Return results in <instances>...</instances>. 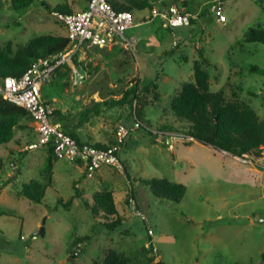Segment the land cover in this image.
<instances>
[{
  "label": "rangeland",
  "instance_id": "1",
  "mask_svg": "<svg viewBox=\"0 0 264 264\" xmlns=\"http://www.w3.org/2000/svg\"><path fill=\"white\" fill-rule=\"evenodd\" d=\"M41 1L14 9L8 0H0L1 45L9 42L15 50L36 35H66L63 23L50 10H75L85 0H46L52 7ZM113 1L126 3L140 21L125 31L137 35L134 53L123 46H83L76 60L87 70L84 83L89 85V95L94 94L92 101L122 99L116 104L107 100V108L90 106L91 112L102 111L107 125L113 126V141L119 125L129 127L118 152L122 168L102 165L97 174L88 176L79 162L69 161L81 169L71 173L61 167L68 160L55 157L58 161L52 171L60 173L56 174L58 182L44 188L41 202L17 194L10 180L7 191L0 194V264H93L108 249L129 255L130 264H153L160 259L165 264H264L260 260L264 249V144L260 156L241 158L177 132L171 147L153 131L131 126L135 113L151 129L164 130L160 126L164 123L188 127L175 118L170 102L182 82L193 79L192 64L200 59L199 50L209 60L210 89L248 103L264 120V43L245 38L249 27L264 28V0H222L224 21L216 18V0H162L190 4L186 9L197 13L189 25L173 31L151 17V8L161 0ZM68 64L55 70L41 88L42 97L53 105L60 92L64 91L61 96L67 101V92L78 86L71 83ZM70 115L69 109L65 116L69 121ZM19 123L13 134L16 147L0 151L3 172L8 177L19 174L22 181L46 182L48 147L28 149V143L37 138L35 123L29 113ZM152 177L181 182L185 191L178 201L158 197L146 182ZM75 186L80 194H75ZM104 188L114 191L123 216L113 229L82 203L91 202L93 193ZM130 190L140 214L127 199ZM41 225L43 235L36 233ZM148 226L158 254L148 245Z\"/></svg>",
  "mask_w": 264,
  "mask_h": 264
},
{
  "label": "trees",
  "instance_id": "2",
  "mask_svg": "<svg viewBox=\"0 0 264 264\" xmlns=\"http://www.w3.org/2000/svg\"><path fill=\"white\" fill-rule=\"evenodd\" d=\"M8 1L12 8L18 9L30 5L34 0ZM109 1L117 9L131 11V7L127 4H115L112 0ZM43 2L48 5L45 1ZM161 3L164 4V1ZM143 5L140 4L138 7ZM245 38L249 41L264 43V28L249 27L245 33ZM67 43L66 35L42 34L27 39L22 46L15 50L9 42L5 45L0 44V76H18L26 69L33 57L61 50ZM199 56L200 59L193 60V79L182 82L180 90L170 102V110L175 118L185 121L188 127L179 129L169 123L160 126L165 130L177 132L194 138L200 143L224 150L233 156L242 158H247L249 155L260 156L261 146L264 144V120L248 103L236 98H229L220 89L211 90L209 87V60L204 56L202 50H199ZM73 61L76 62V57L73 58ZM150 84L155 86L156 83L151 81ZM129 93L135 95V91H127V94ZM27 113L28 111L23 107L10 103L0 96V143L12 138L14 127L20 124V117ZM54 113H59V110H55ZM67 132L73 136L72 132ZM55 157L53 147L49 145L45 156L47 181L39 183L30 179L23 182L19 190L21 194L31 200L42 201L45 193L44 188L50 184L51 168ZM146 182L153 194L174 201H178L185 191L183 183L164 177H152ZM80 190L75 186V194H80ZM131 194L132 191L128 193V196ZM58 200L63 201L61 197ZM82 203L94 217L103 216V220H101L109 229L115 228L122 222L123 216L117 211L112 191L107 188L95 191L91 202L86 199ZM144 248L146 249L143 247V250ZM151 258L148 257L149 260ZM260 260L264 263V249L260 254ZM130 262L131 257L129 255L108 249L104 257L101 260L95 258L93 264H130ZM153 264L165 263L160 259Z\"/></svg>",
  "mask_w": 264,
  "mask_h": 264
},
{
  "label": "built area",
  "instance_id": "3",
  "mask_svg": "<svg viewBox=\"0 0 264 264\" xmlns=\"http://www.w3.org/2000/svg\"><path fill=\"white\" fill-rule=\"evenodd\" d=\"M216 6L217 20L224 21L222 0H216ZM50 13L63 23L68 38L67 45L61 50L33 57L26 69L18 76H0V96L26 109L35 122L37 138L28 143V149L51 145L57 158L79 162L88 176H93L96 169L102 165L120 169L122 162L118 152L129 132V127L124 124L119 125L116 139L105 146L81 142L68 133L55 118V106L42 97L41 88L52 78L55 70L65 63L70 64L72 85H80L87 72L79 68L72 58L83 46L119 45L134 53L137 35L134 33L126 35L125 31L137 26L140 21H136L132 11L117 9L109 0H87L82 8L70 11L51 9ZM150 14L152 19L159 18L161 24L168 29L189 25L192 16L190 12L177 4H162L161 2L151 8ZM131 126L149 129L157 136L164 137L169 146H173L175 132L151 129L138 119L135 113ZM127 199L135 213L140 214L141 211L136 206L134 197L129 195ZM148 234L150 236L148 245L157 253L152 239V229L149 226Z\"/></svg>",
  "mask_w": 264,
  "mask_h": 264
},
{
  "label": "crops",
  "instance_id": "4",
  "mask_svg": "<svg viewBox=\"0 0 264 264\" xmlns=\"http://www.w3.org/2000/svg\"><path fill=\"white\" fill-rule=\"evenodd\" d=\"M43 1H46V0L41 1V3L43 5H45ZM86 2H87V0H85L79 8L84 7L86 5ZM113 2L115 4H121V3H117L115 1H113ZM158 2H160V0H158ZM179 6L182 9H185L186 11L189 12V10H187L186 8H190V4L186 5V4L181 2L179 4ZM49 7H52V6H49ZM65 8L68 11L73 10V9L68 8V7H65ZM79 8H77V9H79ZM53 9H56V8H53ZM58 10H60V9H58ZM67 10H62V11H67ZM131 11H132V9H131ZM195 13L196 12H194V14H192V16L197 14V13L196 14ZM192 16H191V19H192ZM155 19H157V17H155ZM153 27H155V23H153ZM164 29L168 30V28L167 29L164 28ZM165 30H163L161 32V34H164ZM171 30L173 31V29H171ZM137 40H138V38H137ZM113 47H122V46H119V45H115V46H111V47L107 46V48H113ZM82 52H85V50H83ZM75 57H76V53L74 54L73 58H75ZM75 63L77 64V66L79 68L87 71L81 62H78L76 60ZM68 65L70 66V64H68ZM85 79H86V77H85ZM85 79L76 88H71L70 92L69 91L67 92L68 94H70L69 96L67 95L68 96L67 101H65L64 98L61 96L62 94H64V91L60 92L59 96H57V98H56L57 101L54 104L55 110H59V113L55 114V118L61 123L62 127L66 131L72 132L73 136L77 140H79L81 142L93 143V144L99 145V146H105V145H108V144L114 142L113 139H114L115 135H114V133H112V127L113 126L107 125V120H105V117H103L102 116L103 114H101L102 111H100L99 113L91 112L90 106L92 104H103L104 105L103 107L107 108V100H109V103L116 104L117 102H122V99L120 101H117V99H116L117 97H114V99H112L113 97H109V98L108 97H103V98L101 97L98 101H96V99H93V101H94V103H93L91 98L93 97L94 94L89 95V85H86V83H84ZM86 86H88V87H86ZM69 109L71 110L70 116L72 119L70 121L68 119H66V117H65L67 115V113L69 112ZM136 142H137V140L135 141V143ZM16 144L17 143H16V140L14 139V137L10 138L8 141L0 143V151H5L4 150L5 148H8V149L14 148V147H16ZM206 145L211 147V145H209V144H206ZM212 149H214L215 151L220 150V149H217L213 146H212ZM222 151H224V150H222ZM7 152H8V150H7ZM55 161L57 162L58 160L55 159ZM55 161H54V164H55ZM0 162H1V159H0ZM54 164H53V166H54ZM61 164H62L61 167L63 168V170L71 172V173H75V169H77L79 167L82 168L81 165L79 167L78 166L72 167V163L69 161H65V163H61ZM2 166H3V164L0 163V194L1 193L4 194L7 191L8 183L11 180L12 183L15 185V192L17 194L21 195L19 190L21 188L22 183L26 182V181H22L19 174H10L9 173V177H8V175L4 174V172H3L4 168L2 169ZM107 166L113 168L110 165H107ZM98 170L99 169H96V171L94 173L97 174L96 172ZM51 171H52V168H51ZM52 174H53V176H52ZM56 174L58 175L60 173L57 171H54V170L51 172V176L49 179L50 184L48 185L49 187L52 186L51 184H53L52 182H54L55 180H57V182H58V179L56 178ZM95 174H93V175H95ZM52 178H53V181H52ZM73 182H74V180L72 181V184H73ZM130 191H132V190H130ZM113 193H114V191H112V195H113ZM128 193H127V196H128ZM131 195L133 196V191H132ZM134 199L136 200L135 197H134ZM113 200H114V196H113ZM37 202H41V201H37ZM114 203H115V200H114ZM115 206H116V204H115ZM116 208H117V206H116ZM117 211L120 213L118 208H117Z\"/></svg>",
  "mask_w": 264,
  "mask_h": 264
},
{
  "label": "water",
  "instance_id": "5",
  "mask_svg": "<svg viewBox=\"0 0 264 264\" xmlns=\"http://www.w3.org/2000/svg\"><path fill=\"white\" fill-rule=\"evenodd\" d=\"M44 225H41L39 229L36 231V233L43 235L44 234ZM71 261H73V256H70ZM73 263V262H72Z\"/></svg>",
  "mask_w": 264,
  "mask_h": 264
}]
</instances>
